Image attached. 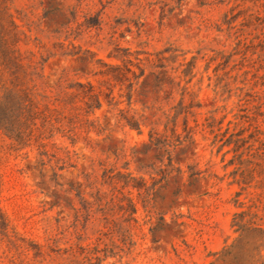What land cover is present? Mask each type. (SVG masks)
Wrapping results in <instances>:
<instances>
[{
  "label": "rangeland",
  "instance_id": "1",
  "mask_svg": "<svg viewBox=\"0 0 264 264\" xmlns=\"http://www.w3.org/2000/svg\"><path fill=\"white\" fill-rule=\"evenodd\" d=\"M7 6L22 63L41 68L40 94L54 97L75 82L98 87L92 75L100 63L131 61L145 73L129 106L141 132L117 127L103 104L90 117L100 133L75 146L55 142L72 165L56 178L38 167V150L14 151L0 132V264H264V0ZM70 13L77 23L65 30ZM69 52L76 54L61 55ZM160 58L165 68L156 70V83L150 64ZM175 114L180 142L173 141L169 162L147 140L152 129L165 134L166 117ZM108 171L121 175L135 221L107 205ZM190 171L199 175L191 179Z\"/></svg>",
  "mask_w": 264,
  "mask_h": 264
},
{
  "label": "trees",
  "instance_id": "2",
  "mask_svg": "<svg viewBox=\"0 0 264 264\" xmlns=\"http://www.w3.org/2000/svg\"><path fill=\"white\" fill-rule=\"evenodd\" d=\"M70 16V19L62 26L65 30L71 24L77 23L75 13H70ZM17 32L18 26L9 13L7 0H0V132L11 142V148L14 151L35 148L40 157L37 162L38 167L49 168L52 177L56 178L59 171L72 165L69 152L59 148L55 142L64 140L71 146H75L80 140H86L89 134L100 133L97 121L90 117L95 111L100 110L103 104H106L111 119L117 127L141 132V123L130 112L129 106L131 91L143 77L145 68L140 64L133 65L131 61L121 64L100 63L92 75L96 78L98 87L90 82H75L70 84L66 91L54 97L47 96L37 91L36 81L41 77V68L31 61L24 65L20 59L16 49ZM75 54L61 53L63 56ZM164 59H157L158 64H150V68L153 69L150 74L156 83L159 77L156 70L165 68L162 64ZM145 61L150 63L148 58ZM186 66L192 68L190 63ZM191 68L188 73L181 72L184 78L191 73ZM172 70L177 72V69ZM190 80L185 84H188ZM171 83L179 86V83L175 84L173 79ZM184 93L185 88H182V96ZM123 103L126 108H120ZM193 108L192 100L184 106L185 117L182 129L185 133L184 141L190 140L191 129L187 126L186 117L192 115ZM166 118L164 131L165 134L170 132V135L159 134L156 129H152L148 133L147 145L163 156L166 155L171 162V149L176 146L173 141L180 142L178 141L180 136L176 134L175 129L177 114L172 121L168 119V116ZM209 120L210 118L206 119L207 122ZM212 123L213 120L208 123V127H211ZM232 137L231 134L229 139H226L228 145L232 143ZM239 142L242 143L243 140L233 141L237 150L240 148ZM236 149L234 151H237ZM178 174L182 176L179 170ZM198 175L199 173L190 171L188 177L192 179ZM118 177H121L119 173L105 172L104 183L111 187V198L107 205L116 209L117 214L120 218H124V221H135L134 204L122 195L124 186L118 185ZM144 202L148 203V199ZM237 217H243V214Z\"/></svg>",
  "mask_w": 264,
  "mask_h": 264
}]
</instances>
